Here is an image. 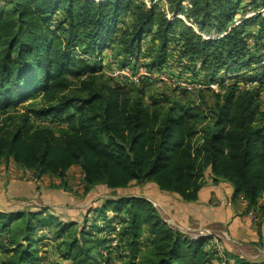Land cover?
Here are the masks:
<instances>
[{
    "label": "trees",
    "instance_id": "obj_1",
    "mask_svg": "<svg viewBox=\"0 0 264 264\" xmlns=\"http://www.w3.org/2000/svg\"><path fill=\"white\" fill-rule=\"evenodd\" d=\"M156 1L0 0V165L64 187L79 167L86 195L152 183L186 203L209 172L262 224L264 0H168L166 11ZM115 68L151 76L119 83ZM151 85L183 98L147 102ZM211 242L172 228L141 197L106 199L81 224L47 208L0 210V264H115L119 253L125 264H264Z\"/></svg>",
    "mask_w": 264,
    "mask_h": 264
},
{
    "label": "rangeland",
    "instance_id": "obj_2",
    "mask_svg": "<svg viewBox=\"0 0 264 264\" xmlns=\"http://www.w3.org/2000/svg\"><path fill=\"white\" fill-rule=\"evenodd\" d=\"M145 2L148 4V6H151V0H145ZM248 2L249 0H246L243 5L245 6ZM154 4H156V6L158 7V11H166L165 7L169 5L168 0H158V2ZM253 15L254 12H248L247 18H252ZM239 18L240 17H238V19ZM188 25L191 26V24ZM181 26H179V33L182 29ZM256 30L257 28L256 26H254L252 28H249L248 31L254 32ZM221 76L226 77L225 71L219 74V78ZM227 77L225 79H227ZM228 78L230 79V76ZM228 82L232 83L236 81L230 79V81ZM213 86L215 89H217V91L219 90L217 84H214ZM249 87L253 88L254 85ZM147 89V102H150L152 97L154 98V96H159L161 94H163L164 96L165 94H168L166 96L183 98L180 93H171L172 90L167 85H151ZM205 97L206 101L209 103H212V101H214L212 92L208 90L205 91ZM194 98H196V96H194ZM260 105L261 111H264V105H262V102ZM221 183H224V185L222 184V186L219 188V191L222 196L225 197L226 193L229 191L228 187H225L228 186V184L225 182H220L216 185L219 186V184L221 185ZM207 184H211L212 187L214 184L209 172L206 173L205 186L200 192L202 199L203 197L206 198L207 194L208 196L210 195L209 190L204 191ZM65 185L66 186L64 187L59 179L52 178L50 176H45L41 180H36L33 173L20 169L12 161L4 162L0 165V210L18 212L26 210L36 211L41 208H47L53 214L59 216L64 221H70L73 219L81 224L83 223V216L87 215L90 210L92 211L100 208L104 200L106 199L120 197H141L152 202L154 207L158 210L163 221L168 222V224L172 228L176 230H183L185 228L182 227L186 226L188 228H191V230H194L182 231L185 235L187 233L186 236L192 239H198L200 237L210 238L211 236V233L205 232L204 230L202 231L203 228L212 227L210 226L211 224L209 223V219L204 217L203 215L202 220H200L199 216V219L194 217L195 215H200V213L198 212L199 208L197 207L203 206V204L196 203L195 206L197 207H194V203H186L182 201L181 198H179L177 195L161 192L155 184L133 183L129 189L119 190L117 192H113L104 186H99L89 195H86L84 193L85 185L83 182L82 170L79 167H74L69 172ZM228 204L229 203H227V205ZM230 205L231 203L228 206ZM201 209H203V207ZM252 215L254 216L255 221H253L254 225H250V228H245L237 224L236 226H233L231 228L232 232L228 228H226L227 230H225V228L223 227H214L215 229H211H214L213 232L215 234H219L222 237L223 241L228 239L226 236H224V233L227 232V235H229L228 237H232L234 241L242 244L238 246L234 245L236 246L235 250L238 256L251 261H260L264 259V240L260 241L259 232L262 229L261 232H263L264 234V222L261 224L262 219L259 215ZM192 217H194L193 220ZM242 230L245 232L248 231L251 235H245L246 233L242 234ZM252 232H256V236H253ZM253 237L257 238V243L252 242ZM227 242L228 243H225L226 245L230 244L229 241ZM116 243L117 240L112 243V246H115ZM211 244L215 245L216 247L219 246V244L217 245V243H215L214 241H212ZM52 247L53 245H50L49 247H46L44 249L47 254L50 255V260L56 261V257H53L52 254ZM120 255L121 253L114 257L115 264H125L126 260H128H125L123 258L121 260V257L119 258Z\"/></svg>",
    "mask_w": 264,
    "mask_h": 264
},
{
    "label": "crops",
    "instance_id": "obj_3",
    "mask_svg": "<svg viewBox=\"0 0 264 264\" xmlns=\"http://www.w3.org/2000/svg\"><path fill=\"white\" fill-rule=\"evenodd\" d=\"M222 184L224 185V183H221V185L219 184V186L216 184H213V187L211 186V184L206 185V189H204V191L209 190L210 195L208 196V194H207V197L206 198L203 197V199L200 195V199L196 203L197 204H203V206L197 207V206H195L196 203H194L193 206L199 208L198 212L200 213V215L198 214L197 216L195 215L194 217L197 219H199V217H200V220L203 219V216L208 218L209 223L211 224L210 226H212L211 228L223 227V228H225V230H227L226 228H228L231 231V228L233 226H236L237 224L241 225L242 227H245V228H250V225H254V223H253V221H255L254 216L252 214H249L248 216H245L243 214L246 210L247 205L245 204V202L243 200H240V199L234 200L233 199L234 198V190H233L232 186L228 183H227L228 186H225V187H228L229 191L226 193V196L223 197L219 191V188L222 186ZM226 201H228V202H226ZM227 203H231V205L228 206ZM212 204L213 205L217 204L218 206L217 205L213 206ZM202 207H203V209H201ZM250 215H252L253 217ZM194 217H192V220ZM164 222L168 224V222H166V221H164ZM182 228H185V229H183V230L177 229V230H179L180 232L185 231V230L186 231H194V230H191V228H188L186 226H184ZM211 228H203L202 231L204 230L205 232L211 233L210 238L212 237V241L217 243V245L219 244L218 248L221 251L227 250L233 254L238 255L236 253L235 247L238 245H242V244L234 241L232 237H228L229 235H227L228 234L227 232L224 233V236H226L228 239L223 241L222 237L219 234H215L213 232L215 228L214 229H211ZM242 234H245L248 236L251 235L248 231L247 232L243 231ZM186 235H187V233H186ZM252 235L256 236V232H252ZM227 241H229L230 244L226 245L225 243H228ZM252 242L257 243V238L253 237ZM234 245H236V246H234Z\"/></svg>",
    "mask_w": 264,
    "mask_h": 264
},
{
    "label": "built area",
    "instance_id": "obj_4",
    "mask_svg": "<svg viewBox=\"0 0 264 264\" xmlns=\"http://www.w3.org/2000/svg\"><path fill=\"white\" fill-rule=\"evenodd\" d=\"M156 2H158V0ZM178 17L181 18V19H184L182 16H178ZM170 18H172V17H170ZM108 75L113 77L119 83L120 82H125V81H130V82L135 83V84H140L143 79L148 78V77L151 76L150 73H148L147 70L144 69V68H140L139 71L136 74H134V72L131 69H129V68H126V69H123V70L115 68L111 72H108ZM155 78H157V77H155ZM159 80L161 82H172V85L174 87L175 86L176 87H180L182 89H185L188 92H192L196 88L200 87L197 84H190L186 80H183V81H180V82H174V81L170 80V78L167 75H162ZM211 88L214 89V90H217V89L214 88L213 85H211Z\"/></svg>",
    "mask_w": 264,
    "mask_h": 264
}]
</instances>
